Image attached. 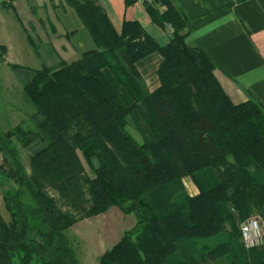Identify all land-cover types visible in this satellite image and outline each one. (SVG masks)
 Returning <instances> with one entry per match:
<instances>
[{
  "label": "trees",
  "instance_id": "trees-1",
  "mask_svg": "<svg viewBox=\"0 0 264 264\" xmlns=\"http://www.w3.org/2000/svg\"><path fill=\"white\" fill-rule=\"evenodd\" d=\"M64 1L95 48L71 63L31 69L22 90L34 111L0 132L1 172L17 185L3 195L0 264H78L66 235L74 218L26 174L12 138L22 147L37 144L34 167L65 181L83 169L80 150L94 173L87 215L111 206L134 214L133 227L99 264H201L199 240L212 236L220 243L206 251L211 260L223 248L233 254L239 242L246 252L230 264H264V243L246 248L237 225L251 214L264 221V107L252 97L230 101L212 59L185 44L189 20L173 0L143 3L152 22L171 28L165 45L137 21L125 20L117 32L95 0ZM5 53L0 45V63ZM153 54L160 57L159 84L149 90L138 65ZM127 125L142 134L141 143ZM185 176L198 194L185 193Z\"/></svg>",
  "mask_w": 264,
  "mask_h": 264
},
{
  "label": "crops",
  "instance_id": "crops-1",
  "mask_svg": "<svg viewBox=\"0 0 264 264\" xmlns=\"http://www.w3.org/2000/svg\"><path fill=\"white\" fill-rule=\"evenodd\" d=\"M95 1L117 32L121 31L125 20L137 21L159 45L170 40L168 25L152 22L139 1L129 5L125 0ZM173 1L189 20L185 44L202 49L212 59L216 66L214 76L230 101L238 104L252 97L264 107V0ZM5 2L8 0H0V45L6 47L0 66L5 64L9 67V63L25 66L21 63L22 58L35 59L39 64L37 68L41 65L56 66L65 60L55 51L50 53V44L52 40L63 43V33L71 37L62 47L67 52L71 49L79 54L77 59L84 51L95 48L89 33L85 40L78 41L75 33H69L77 31L68 24L69 18L76 22L78 28L79 24L80 29L85 26L79 18L76 20L75 10L64 0H14L12 8L2 7ZM14 48H18L21 59L12 56ZM159 59L158 54H153L145 60L153 67L142 68V74L153 73ZM145 82L149 90L158 85L156 82L151 86L148 76Z\"/></svg>",
  "mask_w": 264,
  "mask_h": 264
},
{
  "label": "rangeland",
  "instance_id": "rangeland-1",
  "mask_svg": "<svg viewBox=\"0 0 264 264\" xmlns=\"http://www.w3.org/2000/svg\"><path fill=\"white\" fill-rule=\"evenodd\" d=\"M75 13V12H74ZM76 20H79L77 15L74 14ZM79 22V21H78ZM69 25L75 30L69 33H75L76 41L85 40V36H89L87 30L83 27L80 29L74 20L69 18ZM71 36L67 33H63V43L57 40H52L50 44V53L55 51L62 59L67 63H71L79 57V54L71 51L64 50V42ZM0 39H2V33L0 32ZM14 45L16 46V41ZM52 45V46H51ZM63 46V47H62ZM54 55V54H53ZM12 56L21 59L22 56L18 55V48L12 50ZM4 60V59H3ZM22 65L9 63V67L5 64L0 66V132L6 133L8 130L14 128L15 125L20 124L21 121H27L28 116L33 113L34 107L29 103L23 93V84L28 79L30 70L32 68L39 67L35 59L21 60ZM149 67L146 62H140L138 69L142 79L145 81V77L151 80L150 85L154 86L159 79L156 72L148 73L144 77L142 74V68ZM154 79V82L152 81ZM146 83V82H145ZM27 124V122H26ZM152 126V124H151ZM126 130L133 138L139 143L142 142V134L130 125L126 126ZM12 143L16 147L19 153L20 161L24 167V170L34 184L40 187L48 196H50L56 204L59 211L69 214L74 218L73 224L66 231V235L76 253L78 264H99V257L107 249L111 248L118 242L125 230L133 227L135 224V216L132 212H123L118 206H111L104 212L97 215H87V208L90 206L92 198L89 193L88 179L94 176L93 170L89 163L83 158L80 150H77L81 164L83 166L82 171L78 173L74 179L69 181L57 178L56 175L46 174L44 175L38 171L32 164L33 149L37 146L34 144L30 147H22L21 144L12 138ZM94 165L98 164L97 160H93ZM4 168L3 158L0 153V211L5 219H8V214L4 208L3 195L7 192H12L17 188V185L5 175L1 170ZM208 174V173H206ZM209 182V175H204L203 179ZM185 193L193 196L199 193V186L191 176H185L182 178ZM24 200H29V197L25 194ZM231 209V208H230ZM251 216H256L251 214ZM264 227V221L260 218ZM241 221L237 222L238 229ZM220 243L218 236H212L207 239L199 240L198 243V259L201 264H230V261L234 258L239 259L245 254L238 242V246L234 248L233 254L230 251L222 249L217 254L215 260H211L206 251L214 252L213 248L216 244Z\"/></svg>",
  "mask_w": 264,
  "mask_h": 264
},
{
  "label": "built area",
  "instance_id": "built-area-1",
  "mask_svg": "<svg viewBox=\"0 0 264 264\" xmlns=\"http://www.w3.org/2000/svg\"><path fill=\"white\" fill-rule=\"evenodd\" d=\"M140 3H152L154 0H138ZM164 10V6H159ZM169 27V26H168ZM171 31V28L169 27ZM241 241L246 248L260 246L264 243V227L257 216H250L239 225Z\"/></svg>",
  "mask_w": 264,
  "mask_h": 264
}]
</instances>
